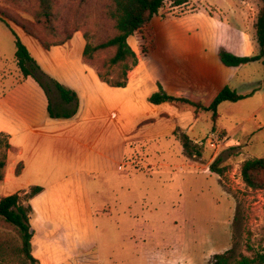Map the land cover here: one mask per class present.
Segmentation results:
<instances>
[{
  "label": "crops",
  "instance_id": "1",
  "mask_svg": "<svg viewBox=\"0 0 264 264\" xmlns=\"http://www.w3.org/2000/svg\"><path fill=\"white\" fill-rule=\"evenodd\" d=\"M242 1L240 5H246L248 11L239 5L230 6L234 12L243 10L249 27H254L258 7L250 25L247 13L253 3ZM209 14L196 8L169 21L154 16L150 23L154 47L148 53L142 51L136 36L134 42L129 38L138 62L128 70L124 86H113L100 77L91 59L84 56L85 37L81 34L74 42L78 32L66 44L48 49L30 35L31 40L23 39L43 72L77 93L78 107L71 117L49 115V96L31 75L18 72L21 79L14 81L0 73V133L10 143L3 178L5 195L29 191L34 185L43 187L31 199L33 254L41 264H74L80 257L89 264H104L96 250L98 213L92 190L97 183L114 190L125 188L123 178L134 163L128 158L142 151H166L165 142H161L165 139L179 143L180 157L185 154L182 140L188 136L192 118L180 110L179 102L152 103L149 98L159 85L170 95L201 104L204 94L215 92L217 97L227 85L232 88L229 83L242 64L226 65L221 50L238 56L253 53L250 47L241 53L238 43L230 45L229 25ZM259 88L243 95H253ZM75 103L62 101L54 110L68 112ZM195 117H200L199 111ZM209 166L204 173L215 175ZM112 180L117 183L111 184ZM187 240L186 250H172L159 261L185 264L183 257L189 254L191 244ZM206 241L202 238L204 253L218 250L217 245H207Z\"/></svg>",
  "mask_w": 264,
  "mask_h": 264
},
{
  "label": "rangeland",
  "instance_id": "2",
  "mask_svg": "<svg viewBox=\"0 0 264 264\" xmlns=\"http://www.w3.org/2000/svg\"><path fill=\"white\" fill-rule=\"evenodd\" d=\"M52 1L54 13L51 19H39V0H0V18L8 21L0 19V73L4 77L14 81L21 79V74L17 75L21 70L15 57L16 37L23 41L30 39L31 34L46 44H60L69 30L78 29L80 35L74 37L75 44L78 36L83 35L89 43L97 45L117 32L115 20L110 15L115 9L113 0ZM242 2L189 0L187 4L175 6L174 0H167L162 11L167 15L162 18L169 21L199 8L229 25L230 45L238 43L242 46L241 53L250 47L252 55L259 54L261 47L251 25L258 0H246L253 3V9L249 8L247 13L251 27L241 13L243 10H232L231 6L235 4L248 11L246 5H240ZM130 39L135 41L134 36ZM114 54L115 48L109 47L97 50L91 58L99 74L109 83L121 80L124 69L121 63H110ZM42 80L48 82L47 77ZM246 82L251 84L246 85ZM229 85L241 94L253 91L257 86L260 88L241 100L220 103L218 121L213 120L212 110H199L197 119L195 109L189 103H177L180 110L187 111L192 118L191 128H188V138L192 141L189 152L185 150L186 155L182 152L180 157L179 143L162 140L166 151H142L128 158L134 163L127 168L130 174L123 178L125 188L114 190L110 185L103 188V184L97 183L96 190H92L98 213L96 250L104 264H163L160 257L172 250L183 252L187 249V239L191 244L189 254L183 257L185 264H215L214 255L231 248L235 254L243 252L249 256L264 250V190L249 189L241 174L245 159L264 157L263 62L242 64ZM49 90L52 106L56 109L62 99L53 84ZM215 95V92L204 94L203 105L209 106ZM211 131L224 132L232 139L228 141L226 137L213 148L207 143ZM6 141L0 136V197L7 190L3 181L6 166L1 167L9 149ZM219 158L221 161L217 165L224 170L223 174L210 176L204 173L207 165ZM181 164L185 166L180 167ZM116 183L111 181V184ZM184 204H187L186 208ZM0 234L21 242L14 227L6 223L0 222ZM204 237L207 245H217L218 250L204 253L201 247ZM21 261V255L12 254L4 264H20ZM74 264L89 263L80 257Z\"/></svg>",
  "mask_w": 264,
  "mask_h": 264
},
{
  "label": "trees",
  "instance_id": "3",
  "mask_svg": "<svg viewBox=\"0 0 264 264\" xmlns=\"http://www.w3.org/2000/svg\"><path fill=\"white\" fill-rule=\"evenodd\" d=\"M167 0H113L115 9L110 12L111 17L115 20L116 34L106 40L105 42L93 45L86 39V46L84 49V56L91 59L94 52L105 48H115V54L111 57L110 63L113 65L123 64L122 78L110 83L113 86H124L127 80V73L131 66L138 62V57L134 49L129 43L131 36H136L142 46V51L148 53L151 47H154V42L151 39L150 23L154 16L161 15L166 17V13L162 12ZM41 4V10L38 11V18L45 17L51 19L53 16V1L52 0H39ZM189 0H174V5L179 6L187 4ZM1 20L8 23L5 18ZM255 36L258 41L261 51L259 54L250 56H238L226 50H221L220 55L222 61L226 65L239 66L252 61L261 60L264 65V0H258V13L254 22ZM78 32V29L69 30L60 44L63 45L71 40ZM41 45L48 49L52 45L46 44L37 37L30 34ZM16 52L15 57L17 64L22 74L27 77L31 75L37 82L45 89L50 99L49 115L51 117H71L77 111V93L61 84L56 79L48 77L40 67V64L33 57L27 45L19 38L16 37ZM43 77H42V76ZM100 75V74H99ZM47 77L48 82H44L42 79ZM102 78V76L100 75ZM107 81L106 79H104ZM109 83V81H107ZM50 84H53L62 101L65 104H74V109L68 112H57L52 106V100L50 98L49 89ZM251 95V94H249ZM249 95L239 94L235 89L230 86L224 87L221 92L214 99L212 104L208 107L201 103L192 102L189 99L176 97L168 94L161 85L159 90L151 95L149 100L152 103L159 104L162 102H185L189 103L195 108V112L198 113L201 109L212 110L213 120L217 121L218 106L224 101H238ZM7 139L6 143L10 148L9 139L5 134L0 133ZM183 143L185 150L189 152V144L192 141L188 136L183 137ZM194 145V144H193ZM195 147V146H194ZM8 153V152H7ZM221 158L213 161L209 168L212 172L223 174L224 170L218 167V163ZM7 165V158L2 160L1 167ZM21 170V164L17 167V173ZM242 178L249 189L254 191L264 190V157H253L245 159L241 165ZM4 177V176H3ZM43 191L42 186L34 185L29 191L16 192L9 195H3L0 197V222L6 223L14 227L17 234L20 237L21 242L18 243L14 237L0 234V264H4L5 260L12 254L22 256L20 264H40L39 260L33 254V238L35 231L32 228L31 220L34 209L31 205V199ZM215 264H264V250L254 252V255L249 256L243 252L235 254L234 248L228 249L223 253H217L214 255Z\"/></svg>",
  "mask_w": 264,
  "mask_h": 264
},
{
  "label": "built area",
  "instance_id": "4",
  "mask_svg": "<svg viewBox=\"0 0 264 264\" xmlns=\"http://www.w3.org/2000/svg\"><path fill=\"white\" fill-rule=\"evenodd\" d=\"M225 139H226L225 135L215 131V132H211V134L207 137V143L211 147L216 148Z\"/></svg>",
  "mask_w": 264,
  "mask_h": 264
}]
</instances>
